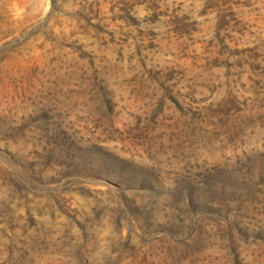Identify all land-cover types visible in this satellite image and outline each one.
Here are the masks:
<instances>
[{
	"label": "rangeland",
	"instance_id": "obj_1",
	"mask_svg": "<svg viewBox=\"0 0 264 264\" xmlns=\"http://www.w3.org/2000/svg\"><path fill=\"white\" fill-rule=\"evenodd\" d=\"M0 264H264V0H0Z\"/></svg>",
	"mask_w": 264,
	"mask_h": 264
}]
</instances>
